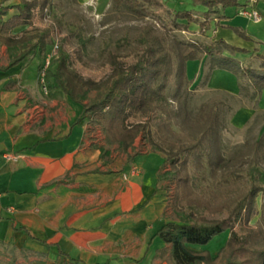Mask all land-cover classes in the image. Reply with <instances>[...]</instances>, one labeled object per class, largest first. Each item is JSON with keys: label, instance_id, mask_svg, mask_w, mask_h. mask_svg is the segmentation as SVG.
<instances>
[{"label": "crops", "instance_id": "1", "mask_svg": "<svg viewBox=\"0 0 264 264\" xmlns=\"http://www.w3.org/2000/svg\"><path fill=\"white\" fill-rule=\"evenodd\" d=\"M19 2L6 0L0 8ZM261 2L247 0L228 17L227 9L222 19L212 16L207 38L242 44L218 22L241 27L254 39L250 25L240 23L247 18L237 11L255 9L260 20H247L262 25ZM14 13L10 9L3 18ZM189 29L198 32L195 23ZM35 58L7 67L9 53L0 44V264H172L160 256L166 245L158 234L171 221L159 177L164 155L149 148L131 161L105 164L101 130L79 119L80 104L42 89L38 58L34 72H27ZM225 234L218 244H224Z\"/></svg>", "mask_w": 264, "mask_h": 264}, {"label": "trees", "instance_id": "2", "mask_svg": "<svg viewBox=\"0 0 264 264\" xmlns=\"http://www.w3.org/2000/svg\"><path fill=\"white\" fill-rule=\"evenodd\" d=\"M6 0H0L3 3ZM50 0H20L18 4L0 8V44L7 47L9 64L16 65L27 57L40 60L37 74L41 69L43 57L51 44L48 29L24 31L20 35H11L18 26L31 22V9L50 4ZM207 10L202 20L189 11L174 12L161 0H111V9L125 11L137 18H143L148 9H162L171 22L159 31L152 26H145L132 47L136 60L128 66H121L116 60L117 54L111 52L107 61L112 66L110 74L100 82L83 80L81 76L69 69L65 53L52 60L56 63L54 70H49L45 77V89L49 96L56 91L64 93L73 102L81 105L79 119L87 118L89 123L100 125L106 142L118 144L127 153L131 161L139 152L133 147L136 137L141 136L150 149L164 155L169 170L159 175L161 180L174 184L171 205L178 216V221H168L158 231L166 247L160 256L172 264H264V174L256 166L247 170L249 185L245 191L225 200H215L210 192L201 194L193 188V177L208 169L213 181H218V173L225 167L220 153V133L223 120L220 115L221 100L202 102L191 118L188 106L189 61L207 60L210 69L219 67L232 71L239 80V93L244 97L256 99L264 89V54L258 55L257 64L241 65L236 59L226 55L227 52L240 51L222 39L202 43L194 40L170 37L172 30H185L189 23H197L200 29L207 26L212 16L222 19L226 7H239V0H192ZM256 1V0H255ZM245 5V4H244ZM245 8V7H244ZM10 9L16 13L4 19ZM185 19L187 23L177 20ZM216 26L229 28L246 40H251L241 27L228 24ZM173 85V99L178 103V110L167 108V90ZM8 88V84L6 85ZM5 86V87H6ZM96 94L87 100L89 91ZM250 92V93H249ZM87 100V101H86ZM180 118L185 125L188 141L181 140L170 127L172 118ZM144 117V121L127 124L132 117ZM154 123L151 129L150 124ZM234 180L241 179L242 173L231 171ZM221 186V185H220ZM219 186V187H220ZM218 187V188H219ZM220 190V189H219ZM261 197L260 208L256 199ZM207 214H223V217L208 218L197 211ZM260 214L253 227L247 224ZM238 224L244 235L234 232ZM229 233L224 244L215 256L207 250H195L189 245H206L215 235Z\"/></svg>", "mask_w": 264, "mask_h": 264}, {"label": "rangeland", "instance_id": "3", "mask_svg": "<svg viewBox=\"0 0 264 264\" xmlns=\"http://www.w3.org/2000/svg\"><path fill=\"white\" fill-rule=\"evenodd\" d=\"M161 1L166 8L174 12L189 11L194 17H199L200 20H202L203 14L207 10L200 4H194L192 0ZM245 1L247 0H239V3L244 4ZM49 2L50 4L43 8L35 6L31 9L32 18L29 23L30 27L27 29V31L41 29L50 31L51 44L47 54H50L51 59L44 69V82L47 72L54 70L56 66V63H53L52 60L59 57L62 52L67 56L69 69L73 70L77 76H81L83 80L100 82L112 70V66L107 61L109 52L117 54L116 60L121 66H128L136 60L132 47L136 45L141 30L150 25L155 30L161 31L171 22V17L159 8L148 9L143 18H137L125 11H114L111 9V0H50ZM261 5H264V2H261ZM226 9L228 17V14H232L237 7H226L221 11L222 15H224ZM177 21L187 23L185 19H178ZM232 23H237V21L233 20ZM240 23L243 26L249 24V31L255 38L246 40L232 31L242 44H228L241 50L232 53L226 52L225 54L236 59L241 65L252 64L255 66L258 62V55L264 54V24L255 25L247 19ZM195 25L198 30L197 33L192 34L187 27V29L181 31H170V37L202 43L212 41L207 38L205 33L209 29L208 24L201 29L197 23ZM37 64L38 59L35 58L27 72H31V70L34 72ZM187 75L189 78V94L187 97L189 117L192 118L195 115L198 106L202 102L221 100L224 103L220 106V115L223 120V128L220 133V153L226 162L225 167L222 171H219L216 183L209 176L208 169L204 173L194 176L193 188L197 193L207 195L210 192L214 194L213 197L218 201L229 199L246 190L249 185V178L246 173L252 166H256L264 174V89H261L256 99L248 96L244 97L239 93V80L236 74L219 67L210 69L208 61L204 59L189 61ZM173 90V85H170L167 90V108L176 112L178 103L172 97ZM95 94L96 91H89L87 100L93 98ZM144 120L145 118L141 116L132 117L127 120V124ZM169 124L181 140H189L185 129L186 124L180 118H174L172 115ZM92 125H96L102 132V138L105 142H101L103 144L101 155L105 164L110 163L112 160L127 161V153L132 152L131 149L125 152L118 144L107 143L102 127L97 124ZM154 125V123L150 124L151 129L154 128ZM133 147L138 152L150 148L147 143L143 142L141 136L135 138ZM168 170L169 167L166 162L163 172ZM235 170L242 173L243 177L241 179H233L231 171ZM161 186L167 195L168 218L178 221V216L171 205L174 184L169 180H161ZM260 202L261 197L258 195L256 199L257 209L260 208ZM197 212L206 215L208 218H220L225 215V213L209 215L203 210ZM259 215H255L247 226L254 228V224L260 218ZM261 223L264 225V221ZM233 230L239 236L245 234V231H242L238 224L234 225ZM225 232L215 235L207 243L209 245L192 244L191 246L204 247L205 249L212 248L213 251H218L222 245L218 242L226 235Z\"/></svg>", "mask_w": 264, "mask_h": 264}, {"label": "built area", "instance_id": "4", "mask_svg": "<svg viewBox=\"0 0 264 264\" xmlns=\"http://www.w3.org/2000/svg\"><path fill=\"white\" fill-rule=\"evenodd\" d=\"M237 14L242 16V17H245V18H247L253 22H258L260 20V15L253 8H241ZM50 59H51L50 54H46V56L44 57V60L41 63V69H40L39 74H38V80H39V83L41 84L43 90H45V85H44V75H45L44 72H45V70L44 69L49 64ZM5 157L7 159H11V160L17 159V156L15 154H7V155H5Z\"/></svg>", "mask_w": 264, "mask_h": 264}]
</instances>
